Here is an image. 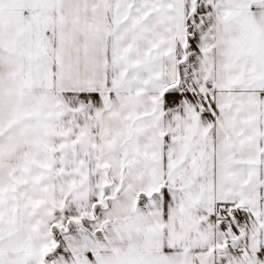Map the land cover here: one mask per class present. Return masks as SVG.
<instances>
[{"label":"snow or ice","instance_id":"1","mask_svg":"<svg viewBox=\"0 0 264 264\" xmlns=\"http://www.w3.org/2000/svg\"><path fill=\"white\" fill-rule=\"evenodd\" d=\"M0 264H264V0H0Z\"/></svg>","mask_w":264,"mask_h":264}]
</instances>
